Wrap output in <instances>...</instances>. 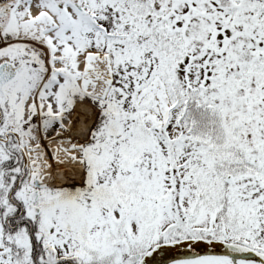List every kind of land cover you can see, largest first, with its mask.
<instances>
[{
	"label": "snow or ice",
	"instance_id": "snow-or-ice-1",
	"mask_svg": "<svg viewBox=\"0 0 264 264\" xmlns=\"http://www.w3.org/2000/svg\"><path fill=\"white\" fill-rule=\"evenodd\" d=\"M0 264H264V0H0Z\"/></svg>",
	"mask_w": 264,
	"mask_h": 264
}]
</instances>
